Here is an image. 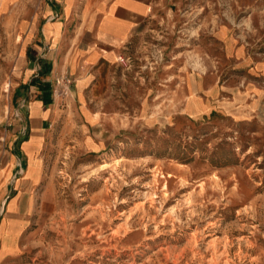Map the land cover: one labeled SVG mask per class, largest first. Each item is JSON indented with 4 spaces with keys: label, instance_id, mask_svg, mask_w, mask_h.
<instances>
[{
    "label": "rangeland",
    "instance_id": "obj_1",
    "mask_svg": "<svg viewBox=\"0 0 264 264\" xmlns=\"http://www.w3.org/2000/svg\"><path fill=\"white\" fill-rule=\"evenodd\" d=\"M123 57L102 145L83 142L73 101L56 105L49 204L19 263L264 264V0H165ZM188 72L245 89L252 112L187 113L164 84L181 91Z\"/></svg>",
    "mask_w": 264,
    "mask_h": 264
},
{
    "label": "crops",
    "instance_id": "obj_2",
    "mask_svg": "<svg viewBox=\"0 0 264 264\" xmlns=\"http://www.w3.org/2000/svg\"><path fill=\"white\" fill-rule=\"evenodd\" d=\"M164 1L0 0V97L4 94L6 102L0 114L10 113L0 122V264H20L21 236L49 204L51 120L68 114L67 106L56 105L73 101L83 124L91 127L83 142L90 148L102 145L100 119L111 113L102 107L115 98L118 57L146 34ZM5 36L14 38L2 41ZM64 75L71 89L62 97L53 89ZM174 75L166 82L170 86L164 84L167 97L177 102L182 93L189 114L216 106L240 116L252 112L254 101L245 89L229 95L211 74L188 72L179 91ZM17 109L20 117L14 116Z\"/></svg>",
    "mask_w": 264,
    "mask_h": 264
},
{
    "label": "built area",
    "instance_id": "obj_3",
    "mask_svg": "<svg viewBox=\"0 0 264 264\" xmlns=\"http://www.w3.org/2000/svg\"><path fill=\"white\" fill-rule=\"evenodd\" d=\"M118 61L125 63L123 56L118 57ZM70 89H71V79L68 76L64 75V76H60V77L55 79V85H54L53 92L56 93L58 96H62V97L67 96L70 92ZM24 101L25 100L23 99L20 102V106H22L24 104ZM14 116L15 117L21 116L18 109H17V111H15ZM25 130H26V125L24 124V125H22V132H25ZM18 169H20V166L18 167Z\"/></svg>",
    "mask_w": 264,
    "mask_h": 264
}]
</instances>
